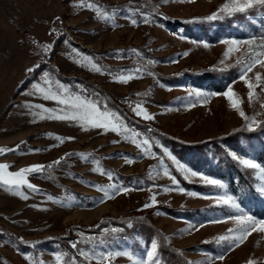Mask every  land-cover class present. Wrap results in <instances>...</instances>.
<instances>
[{
	"label": "rangeland",
	"instance_id": "1",
	"mask_svg": "<svg viewBox=\"0 0 264 264\" xmlns=\"http://www.w3.org/2000/svg\"><path fill=\"white\" fill-rule=\"evenodd\" d=\"M123 1L91 0L101 5L102 10L109 11V3ZM149 1L158 6V12L153 13L155 23L133 25L128 19L129 7L119 9L114 17L115 24H109L98 19L94 10L79 5L77 0H0V148L13 149L17 146L14 150L0 152V163L8 165L4 171L13 172L31 164L44 166L41 171L25 174L39 191L30 190L26 185L12 186L10 190L9 186L0 183V264H31L25 253L32 254L35 264H57L54 253L61 250L50 241L42 243L43 239L64 236L68 231L72 236L76 235L68 229L69 225L91 224L106 214L116 217L124 214L145 216L165 232L167 242L179 248L190 264H209L208 253L212 254L210 264H247L249 260L255 264L264 261V231L259 229L250 231L235 245L228 247L237 224L225 217L237 213L227 206L214 204L217 194L227 192L226 186L218 188L204 184L200 177L186 175L179 170L178 166L182 164L211 175L209 168L194 164L202 163L205 157L210 158V150L203 153L192 151L180 158L174 149L160 143L156 137L153 140L143 128L134 129L138 133L135 137L137 141L149 140L151 151L156 153L152 156L145 154L131 138H125L131 137V132L122 135L111 129L56 119L55 112L48 113L35 107L41 104L49 109L60 107L56 101L44 99L32 87L34 81L45 86L41 79L43 71H49L55 87L57 78L52 76V66L68 76L97 83L112 95L123 97L124 113L144 125L158 126L162 132L187 143L197 144L219 138L245 124L239 112L223 95L230 83L245 114H255L257 120H264V66L256 64L246 73V79L255 84L250 101L247 85L237 78L241 66L239 62L246 61L250 55L247 52L249 45L242 43L237 50L225 55L229 48L225 38L235 37L245 41L250 35L264 33V7L257 6L243 13L259 18L253 20L256 23L254 30L240 28L239 34L224 33L210 39L186 32L179 25L171 27L167 21L211 15L224 0ZM87 2L85 0V4ZM144 7L142 2V11L150 12L152 9L144 10ZM233 25L238 24L235 22ZM65 40L69 41L67 45ZM198 41H206L207 44ZM44 44L52 46L50 52L43 51ZM252 47L256 48V44ZM81 48L98 51L97 58L107 65L120 66L133 59L140 65L122 67L134 70L132 78L126 82L116 81L112 79L113 75L130 73L106 72L103 69L97 72L84 57L91 56L93 63L100 64ZM117 49L124 51L117 53ZM129 49L140 50L143 58L129 52ZM185 52L187 55H184ZM149 58L154 63L147 64ZM37 65L39 67H35ZM29 68H32L31 72L26 71ZM137 69H143V72L135 71ZM257 72L260 73L259 82L255 75ZM212 73L227 77L222 78L223 86L219 90L202 86L200 79L193 76ZM197 89L201 92L199 97ZM137 104L146 109L150 119L135 114L133 108ZM118 114L123 115L121 112ZM165 147L176 158L175 161L164 153ZM193 148L190 146V149ZM89 152L94 157L88 155L82 159L78 155ZM58 158L66 161L67 168H59L53 163ZM50 164L51 168L48 167ZM97 166L113 172L112 180L93 171ZM48 170L52 172L48 174ZM164 170L174 176L178 184H173L171 177L164 175ZM249 170L257 178L260 189L264 180L252 169ZM113 181L123 185L127 191L110 193L103 198V193L93 187ZM177 187L186 191L179 192ZM50 191L58 194L53 195ZM189 192L202 195L191 196ZM49 195L54 199H48ZM150 198L157 203L152 205ZM145 203L149 207H141ZM160 205L176 208L178 214L161 210L158 208ZM240 205L255 215L249 208ZM221 236L225 239L219 240ZM150 240L148 236L134 233L133 237L118 238L116 242L103 243L96 248L132 249L143 256ZM220 254L223 258L217 259ZM157 255L161 257V264H166L159 249ZM86 262L103 264L94 259ZM109 264L133 262L119 255L112 257Z\"/></svg>",
	"mask_w": 264,
	"mask_h": 264
},
{
	"label": "snow or ice",
	"instance_id": "2",
	"mask_svg": "<svg viewBox=\"0 0 264 264\" xmlns=\"http://www.w3.org/2000/svg\"><path fill=\"white\" fill-rule=\"evenodd\" d=\"M77 3L79 5H82L84 7H87L88 9L94 10L96 13V16L98 19L105 20L109 24H115L114 17L116 16L117 12L119 11V8L117 6H111V11L104 9L102 10L101 5L91 2V0H88V2L85 4V0H77ZM257 6L264 7V0H224V2L213 12L209 17H206V19H215L218 16L224 17L228 16L231 17L233 14L236 13H246L248 10L254 9ZM130 15L128 16V19L130 20L131 24L136 25L140 22L151 24L155 23V20L153 18V13L158 12V6H153L151 11H142L140 8H130L129 9ZM52 31H55L53 29ZM183 39H188L187 37H182ZM258 41V44L256 43ZM195 42V41H194ZM225 42L229 44V48L226 49L225 55H227L229 52H232L234 50H237V46L241 45L242 43H247L249 45L247 52L250 54L246 61H240V67H239V74L238 79L243 80L245 84L247 85L249 91H248V97L251 101L254 96V88L255 84L252 83L249 79H246V73L248 71H251L252 67L256 64H261L264 66V33H261L259 36L250 35L247 37L245 41H241L235 37L231 38H225ZM64 43L67 45L69 41L65 40ZM197 43L201 44H207L206 41H198ZM256 44V48H253L252 45ZM43 51L45 53L50 52L51 45L50 44H44ZM73 52L76 51L75 48L72 49ZM117 53H121L124 50L117 49ZM131 53H135L136 56L142 57V53L138 49H129L128 50ZM151 51V49H149ZM184 55H187L185 52ZM84 60H86L89 64H91L92 68L95 69L97 72L101 71V68L99 65L93 63V58L91 56H85ZM154 63L153 60L150 58L147 59V64ZM35 67H39L38 65ZM26 71L31 72L32 68L26 69ZM122 73L125 71H128L129 75H113L112 79L116 81L126 82L131 77V72L134 70H120ZM135 71L143 72V69H137ZM111 75V73H109ZM257 82H259L260 79V73L257 72L256 74ZM41 79L43 81V84L45 86H42L41 83L33 82L32 87L35 90L36 93L42 94L44 99H50L53 101H56L57 104L60 107L57 108H45L44 105H35V107L43 109L45 112L53 113L55 112L56 119L61 120H71L80 123L81 125H90L93 127H99L104 130L111 129L117 133L124 134L127 132L133 133L131 137H125L131 138L133 143H138L141 147L142 151L145 154L155 156L156 153L151 151V144L148 139H142L140 141L136 140V135L138 133L135 132L134 129H129V127L123 122V117H121L117 112L110 110L108 108L106 101H101L99 98L98 93H92L91 95L87 94V89H84L83 86H78L76 89H73L69 85H66L62 83L59 79H56L55 81V87L53 86L51 80H50V73L49 71H43L41 75ZM216 95H220V93H215ZM196 95L199 97L201 95V92L199 89L196 90ZM223 95L227 97V99L230 102L231 107L236 109L239 112V115L244 119L245 124L242 125V127L247 129H253L256 126L264 127V123H262L260 120H257L255 118V114L253 116H248L245 114V112L240 107L241 101L239 98L236 97L232 87L231 83L227 86V89L223 92ZM264 106V105H262ZM133 111L136 115L141 116L145 119H150L148 112L146 109L141 107L140 104H137L135 108H133ZM51 118V117H50ZM50 135V134H49ZM57 139H61V137L57 136ZM68 139H72V137H68ZM17 146H14L13 149H2L0 148V152L4 151H11L14 150ZM30 151H38V149H30ZM164 153L171 156V153L168 152V149L165 147L163 149ZM69 155V154H65ZM82 159L86 158L89 154L87 153H79L78 154ZM228 155L236 161L241 166L252 169L253 172L258 175L261 180H264V164L258 162L256 159L248 156L247 154H238L237 151L233 150L228 153ZM172 160L175 161V157L171 156ZM60 158L57 159V161L53 162L54 164H59ZM93 163H97L96 161H93ZM43 165L40 164H31L27 167H21L17 171H4L8 168L7 164L0 163V183L9 186V189L11 190L12 186H21L26 185L28 189L33 191H39L37 185H34L29 182L28 179H26V173L29 172H38L43 169ZM49 168L52 167V165H48ZM179 170L181 172H184L186 175L190 174L193 177H200L201 182L207 185H211L218 188L224 187V182L211 175L204 174L199 171L192 170L191 168H187L184 165H179ZM93 171L100 172L102 174H105L109 180H112L114 174L111 171H108L102 167L97 166L93 169ZM165 176H170L173 184H178V181H176V178L174 176H171V174L164 170ZM93 187L97 188L103 193V198H107L110 193L115 194L117 191H127V188H125L123 185L116 183L115 181L107 184V185H100L95 184ZM179 192H185L186 189L182 187H177L176 189ZM259 191L264 192V184L261 185ZM19 195L27 198L23 192H19ZM189 195L191 196H200L201 193L197 192H189ZM48 199L53 200L54 197L49 195ZM150 202L152 205H155L157 201L154 198H150ZM214 204L216 205H224L227 206L230 209H234L237 213L236 215H229L225 218L231 219L236 221L237 226L234 229V235L231 239L230 244L228 247L235 245L237 242H239L243 237L246 236L250 231L254 229H259L260 231H264V217H258L256 215H253L250 211H246L243 207H241L240 203L237 202V199L234 195L223 192L222 194H217L214 199ZM141 207H149L148 203H145ZM207 222H214V221H207ZM129 226L132 225V221L127 222ZM190 222V226H191ZM108 229H105V232H108ZM119 231V229L113 228L111 229V232L115 233ZM167 237H164V240L167 241ZM225 237L221 236L219 237V240H224ZM105 241H100V243H104ZM25 243H28L25 241ZM72 248H77V241H69ZM90 247L88 248H79L78 252L81 257H84L86 260H99L102 261L103 264H109V261L112 257L123 255L130 259L133 264H161V257L157 255L158 251V240L157 238L153 237L150 240V246L147 247L145 253L143 256H139L136 254V252L132 249H113V248H104V249H97L95 247V238L93 237L88 241ZM18 250V249H17ZM55 260L57 264H76V257L71 256L68 257V254L66 252H56L54 253ZM212 254L208 253L207 257L210 264ZM66 257H68L66 259ZM25 258L28 259L31 264H35V261L32 260V254L31 253H25ZM217 259H222L223 255H217ZM247 264H253V261L249 260Z\"/></svg>",
	"mask_w": 264,
	"mask_h": 264
},
{
	"label": "trees",
	"instance_id": "3",
	"mask_svg": "<svg viewBox=\"0 0 264 264\" xmlns=\"http://www.w3.org/2000/svg\"><path fill=\"white\" fill-rule=\"evenodd\" d=\"M145 3L144 10H149L147 8H152L153 3L149 0H125L120 3H109V6H117L119 9L122 8H141V3ZM152 4V5H151ZM210 15L198 16L192 19H185L182 21H167L168 24L173 27L179 25L183 27L186 32H190L194 35H201L202 37L208 36L210 39H214L217 36L227 33V34H239L240 28L252 29L256 28V23L253 20L259 19L258 17L245 16L243 14L237 13L231 17H217L215 19H206ZM254 18V19H252ZM237 26H234V23ZM264 22V21H263ZM263 22L261 27L263 26ZM241 25V27H239ZM82 51L87 52L95 57V60L100 64L101 69L106 72L117 73L122 67L130 68L131 66L140 65L136 59L132 62H126L124 65H107L97 58L99 52L92 51L90 49L81 48ZM43 65V64H42ZM50 67V66H49ZM50 71L52 76L60 81L68 83L70 87L76 89L81 83L84 89H87V94L98 93L101 101H106L108 108L115 110V112L123 113V122L133 129H144L145 133L150 136L153 140L154 137L158 138L159 142L165 144L170 149H174L176 154L180 158H184L189 152L199 151L203 153L204 151H209L212 153L210 158L205 157V161L202 163H194L196 166H203L204 168H209L210 174L216 178L221 179L226 186L228 193L234 195L237 202L243 206L249 208L255 215L264 217V195L259 191L258 180L251 173V171L236 161H234L228 153L230 151H237L238 154H247L248 156L256 159L258 162L264 164V127L256 126L253 129H247L241 126L232 130L228 135H222L219 138L204 141L202 143L191 144L184 142L173 135L166 132H162L161 128L155 125H144L139 120L133 118V116L128 113L123 112L122 100L123 97L112 95V93L101 88L97 83L85 81L82 78H76L66 75L64 72L58 71L51 66ZM33 75V74H32ZM194 78L200 79V84L202 86L210 87L212 89H221L223 86L222 78H227L221 74L212 75H193ZM125 110V109H124ZM264 123V120L261 121ZM191 144V145H190ZM211 144L212 147H209ZM190 146H194L190 149ZM94 157L92 153H87ZM212 160L214 164H212ZM59 168H67V163L65 160H61L57 164ZM52 171L48 170V174ZM128 177V176H126ZM197 188L196 185H194ZM199 189V188H197ZM51 194L57 195L58 192L50 191ZM158 208L161 210L170 211L171 213L176 212L178 214V209L168 207L166 205H160ZM128 221H132V225L129 226ZM116 228L119 231L113 233L111 229ZM69 230L76 232V235H71V231H68L64 236H50L43 239L44 242H52V245L59 248L61 252H66L68 257L75 256L76 264H89L86 262L84 257L79 255V248L90 247L88 241L95 238V247L101 245L100 241H105L104 243L116 242L118 238L133 237L134 233L137 235H145L157 238L158 249L164 257L166 264H190L187 257L180 251L179 248L170 245L164 240L165 232L159 227L154 225L148 218L143 215L138 214H124L120 216H114L111 214L104 215L100 220H97L91 224H81L75 225L71 224L68 226ZM108 229V232H105ZM70 239L72 241H77V248H72L69 243ZM29 242V241H27ZM45 244V243H44ZM66 257V259L68 258ZM255 264H264V261L257 262Z\"/></svg>",
	"mask_w": 264,
	"mask_h": 264
}]
</instances>
